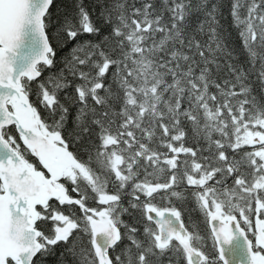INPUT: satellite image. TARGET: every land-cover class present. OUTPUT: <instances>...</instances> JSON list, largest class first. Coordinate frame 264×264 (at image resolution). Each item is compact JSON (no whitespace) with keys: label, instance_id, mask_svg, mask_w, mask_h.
<instances>
[{"label":"snow or ice","instance_id":"1","mask_svg":"<svg viewBox=\"0 0 264 264\" xmlns=\"http://www.w3.org/2000/svg\"><path fill=\"white\" fill-rule=\"evenodd\" d=\"M0 264H264V0H0Z\"/></svg>","mask_w":264,"mask_h":264},{"label":"trees","instance_id":"2","mask_svg":"<svg viewBox=\"0 0 264 264\" xmlns=\"http://www.w3.org/2000/svg\"><path fill=\"white\" fill-rule=\"evenodd\" d=\"M233 37H235V33L233 32ZM176 206L181 209L182 211V218L185 221V224L188 225L192 220H199V214L192 211V205L191 203L183 204V203H177ZM201 231L206 234V228L203 224L200 225ZM208 247L205 249V251H209L212 245V240L210 237H208L206 241Z\"/></svg>","mask_w":264,"mask_h":264}]
</instances>
